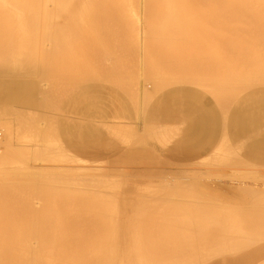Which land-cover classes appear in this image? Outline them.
Returning a JSON list of instances; mask_svg holds the SVG:
<instances>
[{
	"label": "bare ground",
	"instance_id": "obj_1",
	"mask_svg": "<svg viewBox=\"0 0 264 264\" xmlns=\"http://www.w3.org/2000/svg\"><path fill=\"white\" fill-rule=\"evenodd\" d=\"M3 100L0 264H264V0H0Z\"/></svg>",
	"mask_w": 264,
	"mask_h": 264
},
{
	"label": "rangeland",
	"instance_id": "obj_2",
	"mask_svg": "<svg viewBox=\"0 0 264 264\" xmlns=\"http://www.w3.org/2000/svg\"><path fill=\"white\" fill-rule=\"evenodd\" d=\"M143 8H145V7H143ZM120 102L121 100H117V102ZM4 102V100L3 101H0V105H2V103ZM76 102V103H75ZM75 102H73V103H71L72 105H74L73 107H76L75 106V104L78 106L79 105V102H77V101H75ZM122 102V101H121ZM120 102V103H121ZM128 111H129V113H128ZM128 111H125V112H123V114L128 118V114L132 117H129V119L130 120H128V119H124L123 120V123L124 122H126L127 124H129L130 122H131V124L134 122V125L132 124V128H133V132L135 131H139V128L136 130H134V128H135V125L137 126V124L138 123H136L137 121H138V119H137V115L138 114H132L131 112H130V110H128ZM31 112H33V113H31V116L33 117V115L34 114H38V111H31ZM75 114V115H74ZM68 115H70V116H74V118H79L80 116L79 115H81V113H79L78 115L76 114V113H72V112H70ZM134 115V116H133ZM136 116V117H135ZM6 119H7V121H5V119H3V121L2 120H0V121H2V123H3V125H1V126H3V129H4V131H5V129H8V128H6L7 126L9 127V125H11V123H9L10 121H13V119L11 120V118H12V116H10V117H7V115H5L4 116ZM135 117V119H133ZM8 118H10L9 120V122H8ZM135 120V121H134ZM8 122V123H7ZM7 123V124H6ZM9 124V125H8ZM6 127H5V126ZM29 123H24V124H22V126L21 127H19V129L18 128H16L17 127V124H16V126H15V123H14V125L12 124V126H13V130H15L11 135H12V138L15 140V139H21L22 141L20 142V140H18V141H14L13 139V142L15 143H24L23 141H26V140H23V139H25V138H23V137H25L26 136V134H30V130H29ZM122 126V125H121ZM125 126H126V128H127V126H130V124L129 125H124V127H123V129H122V127H119V129H122V130H124V128H125ZM26 128V129H25ZM125 128V130H127ZM17 129L19 130V131H17ZM117 130L120 134L122 133V131L121 130ZM25 130H26V133H24L25 132ZM29 130V131H28ZM75 129H73L72 130V132H70L68 135L70 136H72V135H76V134H79V129H76V131H74ZM124 130V131H125ZM129 130V129H128ZM127 130V131H128ZM7 131V130H6ZM6 131L4 132L5 134H6ZM121 131V132H120ZM123 131V132H124ZM127 131H125V132H127ZM117 132V134H119ZM132 132V133H133ZM9 133H10V131H9ZM16 133V134H15ZM59 133H60V136H61V139L59 138L60 136H59ZM129 133H131V130L129 131ZM131 133V135L130 134H128L129 136H130V138H129V140L131 139V136L133 135ZM15 134V135H14ZM18 134H19V136H18ZM120 134L119 135H116L115 137L117 138H115L114 137V139H112V144H114V141H115V139H116V141H115V143H119V141L121 140H123L122 141V143L120 142V145L122 144L123 146H124V144L126 143L125 141H127V143H129V141L128 140H125V138L124 139H118V137L117 136H120ZM124 134V133H123ZM20 135H23V137L22 136H20ZM65 135V133H63V132H58L57 133V136H58V138L60 139H58L57 137H56V135L55 134H53V138H56V141L57 140H59L58 141V143L61 145V141H64V143L62 144V145H65L66 146V143H68L67 145H69V148H68V146H66L67 147V152L69 153V155H71V154H73V155H75L76 154V152L79 154V155H81L83 152L81 151V148L82 147H86V146H83V143H78V142H80V141H73V138H71V140L68 138L69 136L67 135V138H65L66 136H64ZM14 136V137H13ZM55 136V137H54ZM79 136V135H78ZM77 136V137H78ZM124 136H126V133H125V135H123V137ZM129 136H126V138H128ZM16 137V138H15ZM80 137V136H79ZM121 138H123L122 137V135L120 136ZM50 138V137H49ZM67 139H69V140H67ZM119 140V141H118ZM118 141V142H117ZM74 142V143H73ZM77 142V143H76ZM124 143V144H123ZM71 144L73 145V144H75V146L73 147H70L71 146ZM82 145V147H81V145ZM76 145H80L79 146V148H77L76 147ZM84 145H86V144H84ZM126 145V144H125ZM128 145V144H127ZM129 145H130V143H129ZM118 146H119V144H118ZM64 147V146H63ZM66 147H65V149H66ZM108 147V146H107ZM106 147V148H107ZM125 147H127L126 149H128V147H130V146H124V147H117L116 149H113L112 148V146L110 147L111 149H109V147L105 150V152H107L108 151V153L107 154H109V153H112V152H115L116 153V155H119L120 157H119V159H121V161L120 160H118L116 163H112L111 161H109L110 160V158H111V156L114 154H111V155H105L106 157H104V159H105V162H103L104 163V167L106 168V171L105 172H103V173H107V174H109V177L110 178H114V177H118L119 178V176H120V178L121 177H123V178H126L125 179V181L127 182V184H128V182H129V186H131V187H133L132 185H131V183H136L135 184V186H136V188H138L141 184H145V185H143V186H145V187H143V186H141V187H143L141 190L142 191H145L146 189H147V187L149 188L150 186H151V182H153V183H155L156 185L158 184L157 182H159L158 180H159V178H158V180H157V175L159 176L160 175V173H163L162 171H164V170H167V168H165V166H164V164H163V159L165 158L164 156H162V154H160V153H155V154H145V156H144V154L142 155V154H140V155H138V154H131V155H133L134 156V158H133V156H131L130 157V154L128 155H126V153H124V151L126 150L125 149ZM71 148V149H70ZM1 150H4V146H1V149H0V154H1ZM70 150V151H69ZM75 152H73V151ZM111 150V151H110ZM66 151V150H65ZM7 151H5L4 153H3V151H2V153L3 154H5ZM67 152H66V154H67ZM33 153H34V150H32V157H34V156H37L36 155V153H34V155H33ZM122 153H123V155H122ZM78 154H76V156H78L79 157V155ZM158 154V155H157ZM82 155H84V154H82ZM155 155V156H154ZM30 156V161H31V159L34 161L37 157H34V158H32ZM137 156V157H136ZM81 157V156H80ZM85 157V156H84ZM113 157V156H112ZM143 157V158H142ZM129 158V159H128ZM149 158V159H148ZM144 160V161H143ZM33 161H31V163L33 164ZM37 161L38 162H40L38 159H37ZM37 161H36V163H37ZM46 162V161H45ZM61 162H67V161H61ZM111 162V163H110ZM135 164H134V163ZM71 164L73 163V161L72 162H70ZM75 163V162H74ZM73 163V164H74ZM77 164H78V162H76ZM133 163V164H132ZM137 163V164H136ZM141 163V164H140ZM151 163V165H149V164ZM155 165H153V164ZM77 164H75L76 166H78ZM109 164H113L114 166H111V165H109ZM129 164V165H128ZM131 164V165H130ZM103 165V164H102ZM108 165V166H107ZM116 165V166H115ZM120 165V166H119ZM140 165V166H139ZM206 165V164H205ZM203 165V164H201V166H199V165H197V166H199L200 168H202V170H203V168H204V170L203 171H205V167H206V169L208 168V166L206 165ZM123 166H125V168H123ZM151 166H153L154 168H152ZM176 167V165L175 164H167V167ZM204 166V167H203ZM216 166H218V164L217 165H215V167ZM126 167H127V169H126ZM135 168V169H133V168ZM219 167V166H218ZM222 166L220 165V168H221ZM131 168V169H130ZM140 170H139V169ZM196 168V167H195ZM114 169V170H113ZM124 169V170H123ZM139 170V171H136V170ZM147 169V170H146ZM216 169L218 170V172L220 171L219 170V168H215V172H216ZM113 170V171H112ZM135 171V172H133V171ZM154 170V171H153ZM155 170H156V172H155ZM189 170V169H188ZM146 171V172H145ZM150 171V172H149ZM160 171V172H159ZM189 171H191V169L189 170ZM188 171V172H189ZM262 171V173H264V170H261ZM125 172H127L128 174H126ZM130 172V173H129ZM133 172V173H132ZM214 172V175H205V177L203 176V179H205L207 176L208 177H210V178H207L208 179V181L207 182H209V181H211V178H212V182L213 181H216L217 180V178H219V177H214L215 175H217L216 173ZM110 173H111V175H110ZM115 173V174H114ZM118 173V174H117ZM123 173V174H122ZM190 174H192V171L191 172H189ZM188 173V174H189ZM112 174H113V176H112ZM165 174V173H164ZM163 174V175H164ZM189 174V175H190ZM213 174V173H212ZM116 175V176H115ZM119 175V176H118ZM124 175H127V176H124ZM152 175V176H151ZM140 176V177H139ZM142 176V177H141ZM143 176H144V178H143ZM146 176H148V177H146ZM154 176V177H153ZM191 177H193V175H190ZM217 176H219V175H217ZM116 177V178H117ZM139 177V178H138ZM215 178V179H214ZM196 179V178H195ZM194 178H191L190 179V181H193V180H195ZM200 179V178H199ZM202 179V178H201ZM201 179L199 180L200 182H201ZM210 179V180H209ZM196 181V180H195ZM204 182L206 181V179L205 180H203ZM150 182V183H149ZM197 182H198V180H197ZM149 183V184H148ZM152 183V187H155L154 185L155 184H153ZM209 183H211V182H209ZM137 185H139V186H137ZM147 185H150V186H147ZM141 187H139V188H141ZM146 188V189H145Z\"/></svg>",
	"mask_w": 264,
	"mask_h": 264
}]
</instances>
